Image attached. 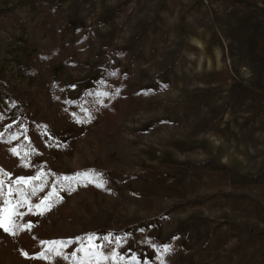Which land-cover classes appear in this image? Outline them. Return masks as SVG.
Returning a JSON list of instances; mask_svg holds the SVG:
<instances>
[{"label":"rangeland","instance_id":"1","mask_svg":"<svg viewBox=\"0 0 264 264\" xmlns=\"http://www.w3.org/2000/svg\"><path fill=\"white\" fill-rule=\"evenodd\" d=\"M0 182V264H264V0H0Z\"/></svg>","mask_w":264,"mask_h":264},{"label":"snow or ice","instance_id":"2","mask_svg":"<svg viewBox=\"0 0 264 264\" xmlns=\"http://www.w3.org/2000/svg\"><path fill=\"white\" fill-rule=\"evenodd\" d=\"M13 152H15V149H13ZM42 175V174H41ZM80 176H83L85 179L87 178L88 174L87 173H79L77 174L76 177H63L64 180H75L77 178H79ZM39 176L36 177H29L27 179L21 177L19 179H17L15 181L16 184H24V185H29L31 183L32 180L35 179H39ZM0 185H2V182H0ZM98 186H102V185H98ZM16 191L19 192V200L16 201V203H12V201L10 199H8L7 197H10L13 189L9 188L8 192L6 194L4 193H0L2 195H5V200H4V207L2 209H0V229H3L4 232L7 233H11L13 235H15L16 233L14 232V229L21 227L23 229H30L32 227L31 223L25 224L23 226H19L14 222V217H16L17 215H23V213H18L17 212V208L18 207H24L25 205H28V211L32 212L33 208H35L36 210H38L40 212V214H42L44 211L49 210V208L51 207V205L48 203V201L51 199L52 195L55 194V190H53V193L50 194L49 196L45 197L39 204L36 205H31L29 200L26 197L25 191L24 189H16ZM33 194L36 191V188L32 189ZM95 239L94 236L89 235L87 237L88 240V247H84L83 244H81V247L79 249V251H82L85 253V258L81 259L79 261V264H87V259L90 257H95L97 260L101 259V258H106V257H102V254L98 251H90V248H94L95 246L92 244V241ZM105 239H107V237H105ZM73 241L72 240H53V241H41L42 245H46V250L44 252H41L39 254L38 258H42V259H48L47 253L49 252H54L57 256L61 255V250L66 247L67 245L71 244ZM171 249L169 246H165L163 248V252L167 253L170 252ZM22 255L24 256H28L29 254L27 252H22ZM73 255V259L76 258L75 253L72 254ZM67 258V257H65ZM113 258H115V254H113ZM133 260H135V257H133Z\"/></svg>","mask_w":264,"mask_h":264}]
</instances>
